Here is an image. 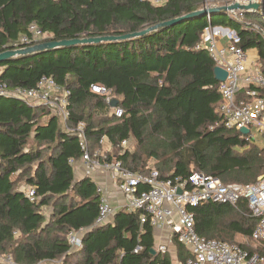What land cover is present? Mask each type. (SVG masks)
Listing matches in <instances>:
<instances>
[{"label": "trees", "instance_id": "1", "mask_svg": "<svg viewBox=\"0 0 264 264\" xmlns=\"http://www.w3.org/2000/svg\"><path fill=\"white\" fill-rule=\"evenodd\" d=\"M212 1L167 0L155 7L147 0H0V53L15 49L32 24L44 36L40 43L119 37L197 12ZM221 16L229 17L209 14L212 27H222L215 19ZM206 26L205 15L131 40L81 44L0 64V82L11 89L34 88L46 77L69 91L64 123L43 107L0 98V256L17 264H172L167 253L151 254L153 229L140 223L139 213L119 211L110 223L94 227L95 184L90 178L75 180L69 163L80 157L78 138L70 132L79 123L91 151L104 137L112 147L108 158L134 173L154 169L165 179L199 172L224 185H254L264 178L262 149L222 124L214 63L205 50L195 49ZM223 27L236 30L237 42L219 44L257 49L264 72V19L246 12L240 20L229 17ZM91 85L111 90L120 117ZM122 141L132 142L133 149H122ZM22 185L33 190V201ZM189 210L198 236L262 254L255 243L252 249L234 241L253 243L257 219L245 200ZM79 230L84 231L81 246L70 249L67 236ZM173 245L184 264L189 253Z\"/></svg>", "mask_w": 264, "mask_h": 264}, {"label": "built area", "instance_id": "2", "mask_svg": "<svg viewBox=\"0 0 264 264\" xmlns=\"http://www.w3.org/2000/svg\"><path fill=\"white\" fill-rule=\"evenodd\" d=\"M155 7L165 5L167 0H147ZM259 0H215L207 2L203 8H226V14L240 20V10H228L234 4L248 5ZM207 26L204 28L200 44L195 49H203L211 57L214 66L226 73L224 82L219 83L217 91L220 95L218 113L222 124L229 131L238 132L246 144H254L262 149L264 164V72L258 63L247 60L246 52L234 43L222 46L221 40L237 42L236 34L229 28L212 27L209 14L206 15ZM254 30L259 31L256 26ZM29 35L22 36L18 44L29 47L39 44L44 38L34 25L28 28ZM90 91L101 96L110 105L114 100L111 90L99 85H91ZM69 91L56 84L51 78L42 77L34 88H9L0 82V98H15L32 107H43L53 116L65 122L69 116L67 110ZM116 117L122 110L110 107ZM246 129L247 134H241ZM78 138L80 150L79 161L87 175L94 172L107 173L114 181L118 192L124 197L123 210L139 213L140 223H149L153 230H165L169 237L157 252L165 253L167 246L177 242L187 249L189 256L184 264H264V178L258 179L254 185L233 183L224 185L219 179L199 172L187 178L170 177L162 179L154 169L148 175H141L125 169L121 162L109 159L103 151L105 138H100L98 147L90 150L84 134V124L79 123L70 130ZM127 141H122V149L127 148ZM75 160L70 159L71 165ZM144 186L145 190H139ZM99 196L98 216L94 227L103 226L113 215L115 209L111 205L108 193L101 187L96 188ZM26 197L34 200V192L27 189ZM245 200L253 217L257 219L251 235V241L257 244L262 254L250 253L237 243H227L216 239L200 237L194 230V215L189 210L207 202L229 204L235 206ZM121 208V209H122ZM70 232L67 242L70 249L81 246V236ZM0 264H17L9 255L0 256Z\"/></svg>", "mask_w": 264, "mask_h": 264}, {"label": "water", "instance_id": "3", "mask_svg": "<svg viewBox=\"0 0 264 264\" xmlns=\"http://www.w3.org/2000/svg\"><path fill=\"white\" fill-rule=\"evenodd\" d=\"M228 10H240L244 13H246V12L247 13H254V14H257L258 16H260L262 19H264V0H259V2H257V3H250L248 5L234 4V5L230 6L228 8ZM218 12L225 13L226 8H223V7H219V8H215V9L203 8L197 12L186 14V15L178 17L176 19H172V20L157 24L155 26L149 27L146 30H143L141 32L134 33V34H128V35H124V36H119V37L107 36V37L90 38V39L62 40V41H52V42L39 43V44H36L34 46H29V47L19 46V48H15V49L11 48V49H8L6 51L1 52L0 53V64L9 60V59L16 58V57L32 56V55L43 53V52H48V51L57 50V49H61V48L72 47V46L81 45V44H97V43H105V42H119V41L131 40L133 38L143 36L149 32L158 31L161 29H166L168 27H171L175 24H178V23L185 21L187 19H190V18L201 17V16H205L207 14H214V13H218ZM213 77L217 82L222 83L226 79V73L222 69H220L218 67H214ZM116 105H117L116 100H113L110 103V107H115ZM240 132H241V134H247L248 131L246 129H241ZM150 252H151V254L156 253V251L154 249L151 250Z\"/></svg>", "mask_w": 264, "mask_h": 264}, {"label": "crops", "instance_id": "4", "mask_svg": "<svg viewBox=\"0 0 264 264\" xmlns=\"http://www.w3.org/2000/svg\"><path fill=\"white\" fill-rule=\"evenodd\" d=\"M223 42H224V40H221V43H223ZM56 118H58V117H56ZM58 120L60 121V123H64L60 118H58ZM103 151L107 155H111V153H112L111 144L109 143V141L107 139L105 140V143L103 145ZM235 154H237V153H235ZM75 161H76L75 164H73V165L70 164L73 167V175H74L75 180H82L83 178H90L92 180V182L95 184L96 188L101 187L108 193L109 201H110L111 205L114 207L115 211H114L113 215L108 219V221L104 225L110 223L112 221L113 216L117 212L124 211L122 208V206H124V203H125L124 197L118 192V190L115 187L114 181L112 180V178L107 173L94 172V173H91L90 175H87L84 168L81 166L79 159L75 160ZM22 189L27 190L28 188L24 187L22 185ZM124 212H126V211H124ZM81 231L82 232L79 233V236L82 237V234L84 231L83 230H81ZM167 237H169V234L165 230H162V229L153 230L154 250L156 252H157L156 249L160 245H164L166 243ZM167 248H168V246H167Z\"/></svg>", "mask_w": 264, "mask_h": 264}, {"label": "rangeland", "instance_id": "5", "mask_svg": "<svg viewBox=\"0 0 264 264\" xmlns=\"http://www.w3.org/2000/svg\"><path fill=\"white\" fill-rule=\"evenodd\" d=\"M215 19H219L220 25H222V27L225 25H228V21H229V17L227 16H221V17H215ZM224 28V27H223ZM236 34V30H231ZM246 55H247V60L250 63H255L257 62L256 60V56L258 55V50L257 49H251L246 51ZM257 65V64H256ZM112 113V111H111ZM127 148H129L130 150L133 149V144L132 142H128L127 144ZM234 152L237 154H246L247 149L244 150H238V149H234ZM150 167H153V163L150 162ZM47 213V212H46ZM48 214V213H47ZM234 241H237L238 243H242L244 245H249L250 248L255 249L256 245L254 243H251L249 240L247 239H242V238H238L236 237ZM165 253L169 254V256L171 257L172 260V264H181L179 263V261L177 260V253H176V246L174 245H170L168 246V248H166Z\"/></svg>", "mask_w": 264, "mask_h": 264}]
</instances>
